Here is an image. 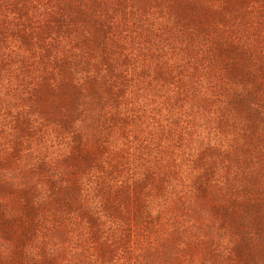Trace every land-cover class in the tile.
Here are the masks:
<instances>
[{"label":"rangeland","instance_id":"374dc122","mask_svg":"<svg viewBox=\"0 0 264 264\" xmlns=\"http://www.w3.org/2000/svg\"><path fill=\"white\" fill-rule=\"evenodd\" d=\"M0 264H264V0H0Z\"/></svg>","mask_w":264,"mask_h":264}]
</instances>
